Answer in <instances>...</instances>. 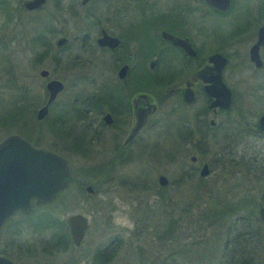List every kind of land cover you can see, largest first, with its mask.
<instances>
[{
  "label": "flooded vegetation",
  "instance_id": "flooded-vegetation-1",
  "mask_svg": "<svg viewBox=\"0 0 264 264\" xmlns=\"http://www.w3.org/2000/svg\"><path fill=\"white\" fill-rule=\"evenodd\" d=\"M23 1L20 2L22 10L35 17L36 33L30 40L35 48L33 67L38 69L40 91L30 96L29 101H26L28 97H24L23 105L18 108L16 125L20 133L12 131L15 128L11 127L12 130L3 136L17 134L31 144L45 147L68 160V185L56 197L71 184L67 152L71 151L79 158L98 160L101 156L95 147L101 138H105L113 147V155L107 161L112 160L120 166L149 161L153 157L149 147L153 144L147 131L154 127V115L161 105H168L162 120L180 110L177 112L176 120L180 122L177 128L183 130L182 135L184 132L188 134L184 138V155L191 153L188 161L192 170L184 173H189L186 176L197 182L207 177L212 168L227 166L233 180L244 179L248 187L252 186L251 179L258 184V201H252L258 202L260 254L257 264H264V232L258 215L259 208L264 207V106H261L264 102V40L254 50L255 60L250 58V49L258 38L257 31L264 24V0H251L257 3L258 8L245 11L240 22L228 26L224 22L231 14L229 8L233 0H229V7L224 11L209 7L204 0H174L178 2L176 6L171 5L175 13L159 11L158 14L153 9L152 13L126 10L130 7L129 2L133 1L135 5L137 2L143 3L141 0H113L112 5L119 4V10L108 4L106 8L103 6V10L99 9L103 2L110 0H73L67 14L75 22L85 25L78 27L79 32L73 37L52 34L49 21L41 19L39 12L47 0L40 9L29 11L22 7ZM57 2L61 3V0ZM187 2L190 9L185 4ZM219 26L223 27V31H218ZM161 32L180 38L184 47L161 39ZM47 34L56 36L53 42L47 40ZM103 35L115 38L116 44L100 45L98 40ZM61 38L63 42L58 44ZM72 47L76 52L71 53ZM64 49L66 60L62 57ZM213 55H219L224 60L218 82L216 63L209 61ZM233 58L240 60L236 63ZM46 60L49 64L44 68ZM239 62V71L246 66L251 73L259 75L247 74L238 79L234 68ZM60 69L69 73L70 82L57 75ZM41 71L46 74L41 75ZM51 80L61 82L62 89L47 104L42 117L38 118V111L47 103L49 91L46 84ZM66 90L70 92L62 97ZM226 96L228 100L223 105ZM10 122H5V125L8 126ZM169 125L173 123L165 126ZM73 130L78 132H70ZM45 138H52V141L46 143ZM86 141H91L93 146H86ZM200 145L215 147L212 158L215 166L199 158ZM204 164L207 174L201 176ZM159 175L166 179L163 186L158 182ZM115 177L121 190L158 187L165 192L169 185L163 173L149 176L148 172H140L135 176L121 174ZM87 187L91 190L87 191ZM248 187L232 189L236 190L235 193H242L241 198H232L230 202L242 198L250 200V197H245L251 195ZM80 188L88 194L94 193L89 184ZM162 199L165 202L170 200L167 192ZM42 204L32 203L27 214L34 206ZM213 209L216 211V207ZM165 212L170 215L169 210ZM17 213L27 215L16 211L3 222L1 228ZM82 239L77 246L71 243L78 248ZM234 246L235 243L228 240L222 246L224 251L212 253L218 258L216 264H247L246 259L253 258L251 255L254 253L246 251L244 246ZM116 252L102 248L99 252L94 251L90 258L85 257L83 264H118L120 259ZM66 264L73 263L67 261Z\"/></svg>",
  "mask_w": 264,
  "mask_h": 264
},
{
  "label": "rangeland",
  "instance_id": "rangeland-1",
  "mask_svg": "<svg viewBox=\"0 0 264 264\" xmlns=\"http://www.w3.org/2000/svg\"><path fill=\"white\" fill-rule=\"evenodd\" d=\"M141 1L145 4L136 1L137 4L134 5L133 1L129 2L130 7L126 10L133 12L145 10L149 13L154 10L155 14L175 13L171 5L178 4L174 0ZM20 2L21 0H0V119L3 123V126L0 124V138L11 130L10 123L7 126L5 122L10 120V114H14L16 108L23 105V98L28 97L26 101H29L30 96L33 97L40 91L38 69L33 67L35 48L30 40L36 33L35 17L23 11ZM72 2L73 0H61V3L57 0H47L44 8L39 12L41 19H47L51 24L52 34L57 33L56 36L68 34L73 37L77 36L78 27L85 26L82 22L80 24L75 22L76 20L67 14ZM107 4L112 5L114 2L113 0L103 2L99 9L103 6L106 8ZM185 4L189 8L190 4L188 2ZM112 6L119 10V4ZM256 8H258L257 3L251 0H233L229 8L231 14L224 23L227 26L234 22L238 23L245 11H254ZM218 31H223V27L219 26ZM56 36L47 34V40L51 39L53 42ZM71 49V53L76 52L73 47ZM62 57L65 59V49ZM236 60L233 58L236 63L240 59ZM48 64L46 60L43 67L46 68ZM238 65H241L240 62L234 68L238 79L247 74L259 75L251 73L246 66L241 67L242 70L239 71ZM68 74L61 69L57 72L59 77L70 82ZM69 92L66 90L62 97ZM161 106L154 115V127L147 131V136L153 144L149 147L153 154L149 161L130 162L124 166L112 160L107 161L108 157L113 155V147L105 138H101L95 147L101 156L98 160L79 158L72 155L71 151L67 152L71 165L69 187L53 202L34 206L30 214L12 216L1 228L0 250L9 252L13 258H17L16 260L23 264L49 262L66 264L67 261L83 264L85 257L90 258L94 251L99 252L102 248L117 251L120 259L118 264H216L217 257L212 253L218 254L223 250L224 242L228 243L230 236L226 227L237 222L233 219L236 217L234 213L238 211L233 213L230 211L223 217L222 212L218 214L213 208H219L220 204L232 198H241L242 192L235 193L236 190L232 191V189L248 186L243 182L244 179L233 180L230 168L227 166L220 169L212 168L207 177L197 182L194 178L186 176L189 173L186 175L184 173L192 170V165L188 161L191 153L184 155L186 150L184 138L188 134L184 132L182 135L183 130L177 128L180 123L176 120L177 112L180 110H176L164 121L161 117L168 105ZM261 106H264V102ZM18 119L19 113L15 121L17 122ZM171 123L173 125L165 126ZM15 127L19 128L18 125ZM51 139L45 138V142L50 143ZM87 144L93 146L91 141H86V146ZM200 149V153L197 152L199 158L215 166L212 161L215 147L200 145ZM140 172H148L149 176L152 173L153 176L163 173L169 180V185L164 191L167 192L170 200L165 202L162 199L165 192L157 186L153 189L121 190L119 188L115 176L121 174L135 176ZM250 181L252 186L249 185L248 191L251 195L245 197L257 200L259 186L252 179ZM84 184L91 185L94 193L88 194L82 190L80 187ZM165 203L168 204L165 206ZM256 206L252 207L254 214H257ZM166 209L169 210L170 215L165 212ZM77 213L87 220V227L78 248L72 245L66 225V217ZM41 214H48L56 218L62 226L64 224V233H67L70 240L64 250L57 249L49 253L41 250L43 243L50 239V233L55 231L54 228L39 225L38 217ZM17 220L19 224L14 225L13 221ZM253 225L256 227L255 224ZM235 228L231 226V232H235ZM258 242L259 238H255L250 243L240 238L234 243L235 246L247 244L244 249L254 253L250 262L257 264L260 254Z\"/></svg>",
  "mask_w": 264,
  "mask_h": 264
},
{
  "label": "water",
  "instance_id": "water-1",
  "mask_svg": "<svg viewBox=\"0 0 264 264\" xmlns=\"http://www.w3.org/2000/svg\"><path fill=\"white\" fill-rule=\"evenodd\" d=\"M85 1V0H83ZM205 3L216 10L224 11L228 9L229 0H204ZM45 4V0H24L22 7L25 10L40 9ZM257 41L250 49V58L254 59V50L264 40V24L257 31ZM160 38L171 42L174 45L184 47V42L167 32H161ZM59 39L57 43H62ZM100 45L114 46L117 40L113 37L103 35L98 40ZM209 61L216 63L219 71L223 64V58L213 55ZM45 75V71L40 72ZM49 91L47 103L37 113L40 118L46 112L47 104L55 97L56 93L62 89L59 81L51 80L46 84ZM228 96L223 98L225 105ZM263 119V118H262ZM70 166L68 160L45 147L35 146L17 134H8L0 138V228L3 222L14 212L20 211L24 214L30 212L32 203L42 204L51 202L57 193L65 189L68 185ZM207 174V167L204 164L200 175ZM161 186L166 183L163 175L158 176ZM87 191L91 189L86 188ZM259 218L262 221L264 232V207L258 210ZM66 225L73 245L77 246L83 237L86 228V219L81 214H71L66 217ZM0 264H17L11 259L0 254Z\"/></svg>",
  "mask_w": 264,
  "mask_h": 264
},
{
  "label": "trees",
  "instance_id": "trees-1",
  "mask_svg": "<svg viewBox=\"0 0 264 264\" xmlns=\"http://www.w3.org/2000/svg\"><path fill=\"white\" fill-rule=\"evenodd\" d=\"M16 109L17 111H15L14 114H10V117H9L11 121L10 127H12L13 129L15 128V130H12L11 128L12 131L20 133L19 129L15 127L16 126L15 120L19 113L18 108ZM0 124H3L1 119H0ZM251 203H254V205ZM257 203H255L252 200H239L234 203L230 201H225L222 204H220L219 208L216 209V212H218V214H220L221 212L223 213L222 214L223 217L225 216V214H227L230 211H232V213L233 211H238L234 213L236 217L233 219V220H236L237 222L234 223V225L228 224L226 227L227 229H229L228 231V236H230V238L228 239L229 241L236 242L237 240L241 238L243 241L250 243L251 241H254L255 238H259V235H258L259 234V220H258L257 214H254V209H252V207H255L257 205ZM17 214H19L20 216H23L20 213H17ZM9 220L4 223L3 227L9 222ZM18 221L19 220L13 221L14 225H18L19 224ZM38 223L39 225L43 227H46V228L49 227V228L55 229L54 232L50 233L49 235L50 239L47 240L45 243H43L41 247V250L43 252L49 253L52 250H57V249L64 250L66 248L70 240H69V237L67 236V233H64V230H65L64 224L62 226V224L56 218L49 216L48 214H41V216L38 217ZM253 224H255L256 227H254ZM231 226L236 227L235 232L233 231L231 232ZM41 229H44V228H41ZM246 245H243V246H246ZM0 254L14 261H17L16 260L17 258H13L9 252L5 253L3 252V250L2 251L0 250ZM246 261H247V264H250V259H246Z\"/></svg>",
  "mask_w": 264,
  "mask_h": 264
}]
</instances>
